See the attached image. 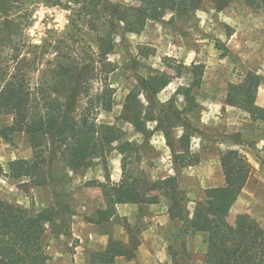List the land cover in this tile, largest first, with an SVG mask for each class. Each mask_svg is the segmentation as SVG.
Returning a JSON list of instances; mask_svg holds the SVG:
<instances>
[{
  "label": "rangeland",
  "instance_id": "rangeland-1",
  "mask_svg": "<svg viewBox=\"0 0 264 264\" xmlns=\"http://www.w3.org/2000/svg\"><path fill=\"white\" fill-rule=\"evenodd\" d=\"M145 7L148 0H113ZM219 9L215 0H202L190 15L169 12L158 21H148L140 33L116 37L101 65L110 69L107 84L112 92V108L101 111L98 120L123 130V139L137 149L120 153V141L109 145L103 156H95L80 168L69 167L56 156L50 162L47 182L34 184L29 177L0 175V198L26 210L48 212L43 244L50 255L46 264H208L211 253L203 232L183 231L185 219H191L197 202H204L210 190L224 184L220 154L234 151L245 158L250 174L245 187L230 209L227 220L234 223L240 214H248L264 227V121L252 120L245 111L225 103L227 86L240 81L248 72L257 74L261 84L257 104L264 106V12L246 0H227ZM30 13L26 33L33 43H41L52 32L58 35L91 37L87 26V8L68 0H27ZM205 70L200 87L193 90L196 104L185 108L178 87H186L192 77L191 63ZM171 76L169 84L157 94L166 107L171 102L181 110L188 126L172 121L175 149L183 132L190 136V150L198 157L195 165L174 163L162 131L145 137L122 117L127 93L139 76L155 71ZM148 105L144 95H140ZM11 116H0L1 124H11ZM153 129L154 122L149 123ZM238 141V142H236ZM32 150L27 136L15 132L0 141V163L28 158ZM133 172L151 180L169 179L179 196L185 198L183 210L171 217V201L164 194L156 204L123 203L109 221L92 223L90 217L104 207L99 187L88 181H118L123 161ZM183 204V202H182ZM127 221L137 231L140 245L135 256L115 257L111 262L92 261V253L102 251L109 240H128Z\"/></svg>",
  "mask_w": 264,
  "mask_h": 264
},
{
  "label": "trees",
  "instance_id": "trees-1",
  "mask_svg": "<svg viewBox=\"0 0 264 264\" xmlns=\"http://www.w3.org/2000/svg\"><path fill=\"white\" fill-rule=\"evenodd\" d=\"M84 5L91 37L48 33L41 43H33L26 33L30 13L27 0H0V116H11V124L0 125V141L10 139L15 132L24 133L32 155L8 162L5 171L0 163V175L12 178L29 177L34 184L47 182L50 162L59 155L72 168H80L95 156H103L107 147L120 141V153H137L130 141L123 139L119 127L98 120L101 111L112 108V92L107 84V58L116 37L140 33L148 21H158L167 13L190 15L202 0H148L145 7L113 0H68ZM221 9L227 0H215ZM264 12V0H246ZM192 80L178 87L185 108L195 104L193 90L200 87L205 67L191 63L186 67ZM171 76L155 71L139 76L134 89L125 98L122 117L146 138L154 130L164 134L174 163L192 166L198 157L190 150V136L183 132L179 148L171 135L173 125L182 121V111L171 102L166 107L157 100ZM260 77L248 72L240 81L227 86L225 103L248 113L252 120L264 121V106L257 104ZM148 105H144L140 95ZM154 122L153 129L149 123ZM238 142V141H236ZM58 154V155H57ZM224 184L213 187L204 202H197L191 219H185L183 231L203 232L211 253L208 264H264V227L248 214H240L232 224L227 216L245 187L250 166L244 157L227 150L220 154ZM99 187L104 207L92 223L109 221L123 203L156 204L160 194L167 196L169 213L183 210L185 198L179 196L169 179L151 180L127 168L122 163L118 181L90 180ZM183 202V204H182ZM48 212L32 213L0 198V264H46L50 255L45 251V223L53 219ZM124 227L128 240H109L102 251L92 253L91 260L111 262L117 256L132 258L140 245L138 231L127 221Z\"/></svg>",
  "mask_w": 264,
  "mask_h": 264
},
{
  "label": "crops",
  "instance_id": "crops-1",
  "mask_svg": "<svg viewBox=\"0 0 264 264\" xmlns=\"http://www.w3.org/2000/svg\"><path fill=\"white\" fill-rule=\"evenodd\" d=\"M118 206V205H117ZM106 248V247H105ZM117 257H119V256H117Z\"/></svg>",
  "mask_w": 264,
  "mask_h": 264
}]
</instances>
